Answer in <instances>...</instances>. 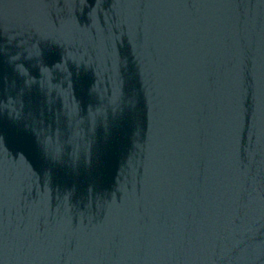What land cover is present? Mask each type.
<instances>
[{
    "label": "water",
    "instance_id": "obj_1",
    "mask_svg": "<svg viewBox=\"0 0 264 264\" xmlns=\"http://www.w3.org/2000/svg\"><path fill=\"white\" fill-rule=\"evenodd\" d=\"M0 264H264V0H0Z\"/></svg>",
    "mask_w": 264,
    "mask_h": 264
},
{
    "label": "snow or ice",
    "instance_id": "obj_2",
    "mask_svg": "<svg viewBox=\"0 0 264 264\" xmlns=\"http://www.w3.org/2000/svg\"><path fill=\"white\" fill-rule=\"evenodd\" d=\"M242 95H243V93H242V91H241V92H239V94H238V98H237V111H238V114H239L240 107H241V99H242Z\"/></svg>",
    "mask_w": 264,
    "mask_h": 264
}]
</instances>
